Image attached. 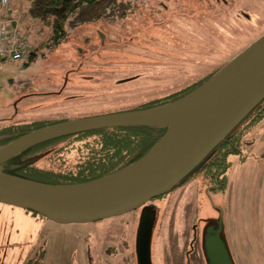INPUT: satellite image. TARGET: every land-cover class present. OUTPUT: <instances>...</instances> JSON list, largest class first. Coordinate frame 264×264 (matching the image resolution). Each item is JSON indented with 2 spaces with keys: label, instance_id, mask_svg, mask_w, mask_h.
I'll list each match as a JSON object with an SVG mask.
<instances>
[{
  "label": "rangeland",
  "instance_id": "rangeland-1",
  "mask_svg": "<svg viewBox=\"0 0 264 264\" xmlns=\"http://www.w3.org/2000/svg\"><path fill=\"white\" fill-rule=\"evenodd\" d=\"M29 1L12 0L32 50L0 67V126L127 111L220 69L264 34V0H123L131 3L126 18L67 27L54 46ZM241 143L226 188L201 171L157 198L153 264H208L210 235L233 264H264V118ZM77 147L38 164L73 168ZM138 214L87 227L0 203V264H26L41 247L40 264H134Z\"/></svg>",
  "mask_w": 264,
  "mask_h": 264
},
{
  "label": "water",
  "instance_id": "water-1",
  "mask_svg": "<svg viewBox=\"0 0 264 264\" xmlns=\"http://www.w3.org/2000/svg\"><path fill=\"white\" fill-rule=\"evenodd\" d=\"M264 98V34L203 85L160 106L73 118L32 130L0 148V203L63 224L92 223L134 211L179 185ZM182 115L172 129L164 121ZM168 125L143 157L103 178L55 185L6 174L3 163L38 143L108 127ZM152 226L140 220L138 264H152ZM208 264H233L219 235L203 245Z\"/></svg>",
  "mask_w": 264,
  "mask_h": 264
},
{
  "label": "trees",
  "instance_id": "trees-1",
  "mask_svg": "<svg viewBox=\"0 0 264 264\" xmlns=\"http://www.w3.org/2000/svg\"><path fill=\"white\" fill-rule=\"evenodd\" d=\"M130 8L131 3L123 0H30L26 10L36 23L49 27L50 38L54 40V46H57L68 38L69 30L100 20L124 19ZM220 69L184 88L146 101L127 111L148 109L176 101L200 87ZM263 118L264 99L182 182L202 171L215 182L216 187L226 188L227 172L231 164L229 157L241 153L243 135ZM69 119H38L0 126V148L32 130ZM168 129V125L146 124L101 128L57 137L31 146L9 158L3 163V171L16 177L55 185L94 181L111 175L146 155L166 135ZM76 143L79 145V156L73 168L54 169L39 166L40 160L56 155L62 157L63 152ZM42 253L41 247L26 264H40Z\"/></svg>",
  "mask_w": 264,
  "mask_h": 264
},
{
  "label": "built area",
  "instance_id": "built-area-1",
  "mask_svg": "<svg viewBox=\"0 0 264 264\" xmlns=\"http://www.w3.org/2000/svg\"><path fill=\"white\" fill-rule=\"evenodd\" d=\"M13 12L12 0H0V67L25 59L32 50L29 34Z\"/></svg>",
  "mask_w": 264,
  "mask_h": 264
},
{
  "label": "flooded vegetation",
  "instance_id": "flooded-vegetation-1",
  "mask_svg": "<svg viewBox=\"0 0 264 264\" xmlns=\"http://www.w3.org/2000/svg\"><path fill=\"white\" fill-rule=\"evenodd\" d=\"M164 196V195H163ZM162 196L158 197L161 198ZM158 199L155 198L149 202H147L146 204H144L143 206H141L140 208H138L135 211L139 210V214H138V222H137V229L140 223V220L143 218L144 222L146 223H150L152 226V235H151V251H152V245H153V234H154V229L155 226L157 224L158 221V217H157V208H156V204L155 202ZM136 235H137V230H136V234H135V241H136ZM191 245H193V242L191 243ZM135 248H136V242H135ZM134 264H138V259L136 256V263ZM153 264V262H152Z\"/></svg>",
  "mask_w": 264,
  "mask_h": 264
},
{
  "label": "bare ground",
  "instance_id": "bare-ground-1",
  "mask_svg": "<svg viewBox=\"0 0 264 264\" xmlns=\"http://www.w3.org/2000/svg\"><path fill=\"white\" fill-rule=\"evenodd\" d=\"M247 47H248V46H247ZM247 47H246V48H247ZM246 48H245V49H246ZM243 50H244V49H243ZM241 52H242V51H241ZM241 52H240V53H241ZM238 54H239V53H238ZM238 54H237V55H238ZM28 55H29V54H28ZM237 55H236V56H237ZM236 56H235V57H236ZM233 58H234V57H233ZM233 58H232V59H233ZM232 59H231V60H232ZM231 60H230V61H231ZM230 61H229V62H230ZM227 63H228V62H227ZM227 63H226V64H227ZM226 64H225L224 66H226ZM224 66H223V67H224ZM223 67H222V68H223ZM222 68H221V69H222ZM221 69H220V70H221ZM216 73H217V72H216ZM216 73H215V74H216ZM215 74H214V75H215ZM202 85H203V84H202ZM196 89H197V88H196ZM193 91H194V90H193ZM263 99H264V98H263ZM181 120H182V115H173V116H170V117H167V118L164 119L165 122H167V123H169V124L171 125L172 129H175V128L179 125V123L181 122ZM19 208H20V207H19ZM205 259H206V258H205Z\"/></svg>",
  "mask_w": 264,
  "mask_h": 264
},
{
  "label": "crops",
  "instance_id": "crops-1",
  "mask_svg": "<svg viewBox=\"0 0 264 264\" xmlns=\"http://www.w3.org/2000/svg\"><path fill=\"white\" fill-rule=\"evenodd\" d=\"M57 223V222H56ZM59 224H63V223H59ZM88 224H90V223H82V224H77V225H86L87 227L89 226ZM45 227V223H44V225H43V228ZM90 228V227H89ZM88 232H86L85 234H84V236L86 235H88V237H89V234H90V231H91V228L90 229H88L87 230ZM40 233V232H39ZM0 235H1V231H0ZM87 243L85 242V245H86ZM86 255H87V245H86Z\"/></svg>",
  "mask_w": 264,
  "mask_h": 264
}]
</instances>
